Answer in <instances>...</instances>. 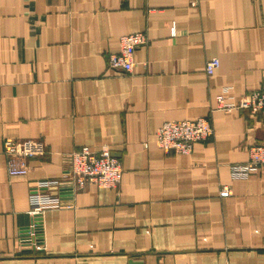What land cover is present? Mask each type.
Listing matches in <instances>:
<instances>
[{
	"label": "crops",
	"instance_id": "crops-1",
	"mask_svg": "<svg viewBox=\"0 0 264 264\" xmlns=\"http://www.w3.org/2000/svg\"><path fill=\"white\" fill-rule=\"evenodd\" d=\"M135 33L133 72L111 69ZM262 88L264 0H0V264H264V167L230 172L264 118L216 110ZM199 118L214 134L191 154L158 147L163 124ZM7 139L44 143L26 176L9 174ZM85 146L110 148L120 185H87L45 212L41 250L22 246L32 188Z\"/></svg>",
	"mask_w": 264,
	"mask_h": 264
},
{
	"label": "built area",
	"instance_id": "built-area-1",
	"mask_svg": "<svg viewBox=\"0 0 264 264\" xmlns=\"http://www.w3.org/2000/svg\"><path fill=\"white\" fill-rule=\"evenodd\" d=\"M148 44L144 33H135L120 38V51L110 54L108 65L111 69L131 74L135 67L134 55L138 48ZM220 67V61L213 58L206 64V73L212 76ZM216 110L231 113L234 110H244L252 115L264 118V88L250 92L238 101L220 95L216 98ZM214 134L210 120L167 122L163 124L156 136L158 147L166 153L191 154L196 144L206 142ZM3 153L8 159L11 176H26L29 172L26 160L45 154V145L40 140L15 141L7 139L4 142ZM68 168L62 177L39 182L32 188L29 215L31 223L22 234V246L41 250L39 233L42 227V217L46 211L69 207L75 194L95 185L102 189L117 188L122 180L123 167L121 162L113 157L108 147L92 149L88 146L72 152L68 157ZM264 167V144H257L249 150V160L245 164L232 165L231 176L234 180H246ZM224 190L222 195H228Z\"/></svg>",
	"mask_w": 264,
	"mask_h": 264
}]
</instances>
